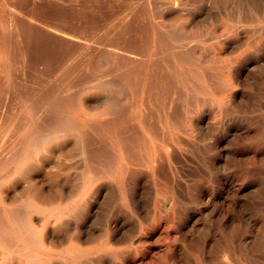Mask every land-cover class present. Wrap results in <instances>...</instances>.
Segmentation results:
<instances>
[{
	"label": "rangeland",
	"instance_id": "374dc122",
	"mask_svg": "<svg viewBox=\"0 0 264 264\" xmlns=\"http://www.w3.org/2000/svg\"><path fill=\"white\" fill-rule=\"evenodd\" d=\"M120 139L136 147L127 170ZM0 162V264H85L69 256L61 211L93 165L109 185L87 184L82 203H127L121 183L139 180L148 221L171 203L159 184L175 203H206L196 189L219 193L227 178L246 264H264V0H0Z\"/></svg>",
	"mask_w": 264,
	"mask_h": 264
},
{
	"label": "bare ground",
	"instance_id": "6f19581e",
	"mask_svg": "<svg viewBox=\"0 0 264 264\" xmlns=\"http://www.w3.org/2000/svg\"><path fill=\"white\" fill-rule=\"evenodd\" d=\"M120 62H122V61H120ZM137 70H138V68H137ZM134 72H136V71H134ZM165 77H167L166 74H165ZM140 78H141V76H140ZM138 79H139V77H138ZM137 83H139V82H137ZM195 87H196V85H195ZM145 94H146V92H145ZM152 96H154V95H152ZM145 101H146V99H145ZM108 125H110V123H108ZM108 125H107V127H108ZM112 125L115 126V124H112ZM112 125H110V127H108V129H111ZM146 125H148V123ZM57 127H58V125H57ZM57 127H55V128H57ZM105 127H106V125H105ZM117 127H119V126H117ZM55 128L52 127V129H55ZM49 129H50V127H49ZM119 129H122V127ZM49 131H48V133H49ZM55 131H56V129H55ZM189 134H191V133H189ZM49 135L50 134L46 135L47 138ZM51 135L53 137V132ZM138 135H140V134L138 133ZM55 136L56 135H54V137ZM165 136H166V134H165ZM122 137H124L122 139L126 138V136H123V134H122ZM158 137H160V136H158ZM119 138H121V136H119ZM127 138H129V137H127ZM17 139H20V138H17ZM52 139L53 138H51V140H50L51 142H52ZM161 139H162V137H161ZM166 139H169V138H166ZM179 139H180V137H179ZM177 140H176V142H177ZM182 140H184V139H182ZM203 140H205V139H203ZM166 141H168V140H166ZM189 141H187V142H189ZM15 142H17V141H15ZM78 143H79V141H78ZM129 143L131 144V147H132L133 142H129ZM129 143L127 141L121 140V142L117 143L118 145H120L119 151L114 153L115 154L114 156L117 155L120 162L123 165L125 164V169L128 168L127 167L128 164L124 161L126 159H127V161H129V158H128V155L130 154L129 151L132 150L133 147H135V145H134L132 148H130ZM141 144H143V143H141ZM167 144H169V143H167ZM171 144H172V142H171ZM178 144L180 145V143H178ZM185 144H186V142H185ZM96 145H98V143ZM100 145H102V144H100ZM101 147H103V146H101ZM78 148L79 147H77L76 150L80 151L79 150L80 148L79 149ZM103 148L105 149L106 147H103ZM30 149H32V148H30ZM108 149H106V150H108ZM137 149H135V150H137ZM142 151L144 152V150H142ZM106 152L109 153L108 151H106ZM110 152H112V151H110ZM130 152L135 153L132 151H130ZM155 152L154 153L151 152L150 155L148 156V158L146 159V160H148V163L150 165H154L155 162L159 161V156H157V154H155ZM76 153H77V151H76ZM79 153H81V152H79ZM112 153H110V154H112ZM162 153H164V151H162ZM76 155H78V154H76ZM130 155H133V154H130ZM163 155L165 156V154H163ZM74 156H75V154H74ZM161 156H162V154H161ZM104 157H106V156H104ZM145 158L146 157L144 156V159ZM81 159H82V155H81ZM88 159H91V158H88ZM105 159H103V160H105ZM113 159L116 161L115 158H113ZM107 161H109V160L107 159ZM110 161H112V160H110ZM175 161H177V160H175ZM75 162L70 163V164H72V165L76 164ZM112 162H114V161H112ZM106 163H108V162H106ZM102 165H103V163H102ZM71 169H72V167H71ZM91 171H92V174L90 175V177L88 179H85L84 182H78V183L83 184L82 185L83 188L79 191V193L75 197V200L73 201V203L68 204L69 208H62L60 206L62 208L61 213L64 214L62 217L66 216V214H69V245L67 244L68 246H66L67 247L66 249L69 251V256L73 257L75 260H78L81 262L83 259H85V261H84L85 264H136V263H139V264H228L227 259L229 257L228 254L230 252H227V250H229L227 248L230 245V241L227 239L225 234L230 233V234H233V236H234L233 242L237 248V255L233 259L232 258L233 254H232V257H229L230 260L232 259L233 264H246L247 238L249 239V237H247V235L245 234V216H244L245 208L242 209L243 207H242L241 203H235L239 206V208H238L239 219H238V223H237L238 225L237 226L230 225V223L232 221L231 206L234 203H231V199H232L233 195L230 194L231 193V188H230L231 186L229 187L230 182L227 178H222V185L223 186H221V188L219 189V191H218L219 193H213V191L211 192L210 189L207 188L206 186H203V187L201 186L198 189H196L197 193H194V195H198L200 198L201 197L204 198L206 203H175V196L173 193L174 188H173L172 184L170 182H167V181H165L163 184H159V185L157 184L158 186H160L159 187L160 191H163L165 194H168L170 196L169 199H171V203H166V209H165L166 214H162L160 209H159L161 207L160 206L158 207V204L155 203L154 206H152L153 207V215L148 221V217H147L148 213L146 214L145 210L143 211V206H142L143 203H139L140 200H142L141 199L142 196L140 197V187H139L140 181L139 180L134 181L131 178H128V179L126 178V183H125V180H124V183L123 182L121 183L122 184L120 186L121 195L123 196V199L127 200V203H120L118 205L116 203H82L83 201H85L86 194L89 192L87 184H96L95 185L96 192L99 193L100 195L104 193V191L107 189L106 186L109 185L107 183V181L104 180L106 177H104L102 175V174H104V173H102L103 171L102 172L98 171V169H96V167H94V165L92 166ZM72 174H73V172H72ZM83 174H82V176H83ZM109 174H110V172H109ZM153 174H155V173H153ZM78 175H80V174L78 173ZM116 175H118V173H116ZM116 179H118V178H116ZM77 181H79V180H77ZM142 182H146V181L144 180ZM159 183H161V182H159ZM154 187H155V185H154ZM240 192H243V191L241 188H238V189H236V194H234V195H239ZM126 200H124V201H126ZM166 200H167V198H166ZM161 202H163V201H161ZM216 202H220V203H216ZM233 206H235V205H233ZM57 207H59V206H57ZM65 207H67V206H65ZM45 208L47 210V207H45ZM61 208H57V209L61 210ZM50 211H54V210H50ZM55 211H57V210H55ZM128 212H129V214H127ZM56 214H58V213H55V216H56ZM49 215H50V213H49ZM58 216H59V214H58ZM129 216L131 218H129ZM44 220H46V219H44ZM50 220H52V219H50ZM47 222H50V221H47ZM26 223H28V222H26ZM61 223H63V222H61ZM26 225L28 226L31 224L29 223ZM2 226L5 227L4 225H2ZM31 227H32V225H31ZM34 227L36 228V226H34ZM24 228H26V227H24ZM38 229H41V228H38ZM28 235H29V233H28ZM31 237L33 238V236H31ZM24 239H26V238H24ZM220 239H223L222 242L225 243V245H226V247H224V250L226 249L225 254L224 253H222V254L218 253V249H219L218 244H220ZM41 240H42V237H41ZM59 241L61 243H63L62 239H60ZM39 242H40V240H39ZM9 244H12V243H9ZM12 245H9V246H12ZM36 245H38V244H36ZM63 245H65V244H63ZM41 246H42V244H41ZM45 247H47V249L44 248V250H47L45 252H49V250H48L49 246L46 245ZM4 251H6V250H4ZM16 251H17V249L14 252H16ZM27 252H29V251H27ZM220 252H221V250H220ZM10 253H12V252H10ZM50 253H51V251H50ZM7 254H9V253H7ZM35 254H37V258H39L38 256L40 254L39 255H38V253H35ZM27 255L25 258H27ZM8 256H12V255H8ZM29 256L34 257L35 255H29ZM43 256H45V255H43ZM46 256H48V255L46 254ZM18 257H19V255H18ZM19 258L22 259L21 257H19ZM40 258H42V257L40 256ZM43 258H45V257H43ZM52 258H54V256H52ZM57 258H58V256H57ZM57 258L55 257V259H57ZM5 259H7V258H5ZM12 259H13V257H12ZM48 259H50V258H48ZM9 260H10V258H9ZM23 260H25V259H23ZM30 260H31V258H30ZM30 260H29V262H30ZM225 260H226V262H225ZM3 261H6V260H3ZM34 261L36 263L35 259L32 262H34ZM72 261L73 260H71L70 262H72ZM25 262H27V261L25 260ZM65 262L67 263L68 260H65ZM50 264H52V263L50 262Z\"/></svg>",
	"mask_w": 264,
	"mask_h": 264
}]
</instances>
